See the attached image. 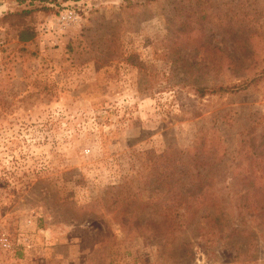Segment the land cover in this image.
<instances>
[{
    "label": "rangeland",
    "instance_id": "374dc122",
    "mask_svg": "<svg viewBox=\"0 0 264 264\" xmlns=\"http://www.w3.org/2000/svg\"><path fill=\"white\" fill-rule=\"evenodd\" d=\"M169 159L206 203L175 230ZM2 236L9 264H264V0H0Z\"/></svg>",
    "mask_w": 264,
    "mask_h": 264
},
{
    "label": "trees",
    "instance_id": "16d2710c",
    "mask_svg": "<svg viewBox=\"0 0 264 264\" xmlns=\"http://www.w3.org/2000/svg\"><path fill=\"white\" fill-rule=\"evenodd\" d=\"M49 10H52L50 7H46ZM30 12H23L21 13L22 15L24 14H29ZM36 36V33L31 30V29H25L21 32L20 35V40L24 43L32 41ZM251 83H246L245 85L250 86ZM195 94L199 98H204L209 95H217L219 93H225V94H237L240 91H243L246 89V87L242 84L236 85L233 87H219V88H211V87H191ZM188 164V163H187ZM187 164H183L182 162H179L176 159H169L167 163V167L161 166L162 174H159V177L163 183V188L164 190H168L169 193H172L173 195L172 198H174V201L172 202L170 199L167 200L169 205L168 210L169 212L173 213L171 219H173L175 223V229H182L186 224H188L187 217L189 214L187 213H182L180 212L179 208H183L184 206H180L178 208L179 200H184L187 199V204H192L193 202H196V199L199 200V202H204V198L202 197L203 195L198 194V189H194V184L192 189H188V187H185L186 183L193 182V180L198 179V172L197 170L199 169L200 165L197 164L196 167H191V170L187 172L184 167L187 166ZM201 174V173H200ZM190 200L192 202H190ZM169 201V202H168ZM204 204H206L204 202ZM171 206H174L172 208ZM203 206V205H202ZM179 209V210H178ZM173 210V212H172ZM185 212H189V208H186ZM191 215V214H190Z\"/></svg>",
    "mask_w": 264,
    "mask_h": 264
},
{
    "label": "built area",
    "instance_id": "2783aa9c",
    "mask_svg": "<svg viewBox=\"0 0 264 264\" xmlns=\"http://www.w3.org/2000/svg\"><path fill=\"white\" fill-rule=\"evenodd\" d=\"M12 251V244L5 236L0 237V264H9L5 259Z\"/></svg>",
    "mask_w": 264,
    "mask_h": 264
}]
</instances>
